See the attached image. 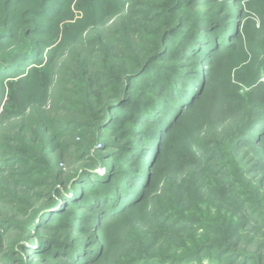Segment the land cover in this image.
I'll list each match as a JSON object with an SVG mask.
<instances>
[{"label": "trees", "instance_id": "16d2710c", "mask_svg": "<svg viewBox=\"0 0 264 264\" xmlns=\"http://www.w3.org/2000/svg\"><path fill=\"white\" fill-rule=\"evenodd\" d=\"M118 1L104 0L82 28L64 23L74 11L61 17L58 0H0V264H105L107 230L141 211L143 223L120 234L142 244L130 264H264L262 180L237 175L264 168V112L239 117L248 102L238 88L221 90L223 117L192 121L197 135L177 148L188 168L178 173L168 155L204 104L208 69L242 39L241 0L217 9L213 0ZM161 9L172 17L158 22ZM152 25L159 39L148 49ZM253 74L246 94L264 103V59ZM208 135L233 155L210 148ZM238 157L241 169L228 162Z\"/></svg>", "mask_w": 264, "mask_h": 264}, {"label": "rangeland", "instance_id": "374dc122", "mask_svg": "<svg viewBox=\"0 0 264 264\" xmlns=\"http://www.w3.org/2000/svg\"><path fill=\"white\" fill-rule=\"evenodd\" d=\"M192 2H196V0H192ZM97 3L98 1L95 0L94 2L95 5H93L92 8L74 9V4H75L74 0H58L57 11H61V12L65 11L64 12L65 14L64 13L61 14V17H62L63 15H66V13H68L69 11L68 9L70 7L74 11L73 12L74 18L72 20L70 18H65L64 23L68 24L69 22H74V20H76L77 24H79L82 28H85L87 26H91L93 23L98 21L99 20L98 17L102 15L103 10L105 9L104 5L106 3L104 4V0H102L101 2L102 5L100 7H98L100 3L99 4ZM115 3L119 4V1L115 0ZM209 3H210L211 8L213 7V9H217L224 2L222 0H213V1H210ZM110 7H112L111 11L115 12L114 11L115 7L112 5ZM194 8L196 7L190 6V8H188L185 6L184 14H192V10ZM234 10H237V11L239 10L240 11L239 13L240 14L242 13L241 16H243L242 23H244V28L242 32V39H240V41L236 44V46L230 49L231 51L229 50L228 52L226 51V54L223 57H220V59L217 60V62L212 67H210V69H208V72H209V87L208 88L209 89L205 93L204 104L198 111L193 113L192 115L193 119H191L190 121H185V123L183 124L184 126L182 127V130H181L182 131L181 138L179 137V135H177V137H175L173 139V142L171 143V146L172 145H175V146L169 149L168 155L170 156V158L173 157V159H175V162H176L175 166L180 167L177 170L178 173L181 172L184 168H188L189 166L188 163H185L186 161H185L184 156L182 157L178 155L179 153L178 150L180 149H177V148H180L182 146L183 144L182 141L184 140L185 136L187 137V136L193 135V133H196L197 135V131L194 130L193 132L191 128L192 121L198 124V121L203 122L208 117L209 119H211L210 121H215L216 116H219V115H222L223 117L222 112H224L225 110L222 111V107L219 104L220 100L216 102L217 92L222 93L223 91L221 90H225L228 93H231L234 88L239 89L241 99L239 96H236L237 100L241 101L244 104L243 100L245 98L246 102H248L246 104L248 106H244V107L239 106V110L243 111L242 115H239V117L244 115L243 117L249 116L252 119V118L259 116V114L264 112V103L261 102V103L252 104L250 95L246 94V92L249 91V89H251L250 80L252 79L254 75L253 72L260 65L261 60L264 59V0H241L240 2H237L234 4ZM219 13L220 12H218V14ZM169 17H172L171 14L161 9L159 11V16L156 19L157 21L160 19L161 21L164 22V20H167ZM148 29L149 30L144 34V36H142V39L144 41L143 42L144 47L145 48L148 47V49H151L153 44L158 42L157 40L159 39V33L157 35L158 28L154 25L148 27ZM243 33H244V37H243ZM173 63H177V59L167 61L164 63V65H170ZM203 66L205 67L204 68L205 71H207L206 65L203 64ZM236 78H239V79L242 78L243 81H246V82L240 83L236 80ZM159 79H160V74H157L152 77L151 83L155 81L160 82ZM262 79H264V77ZM236 108H238V104H236ZM185 113L186 112L184 111L183 115H186ZM233 115L234 114H229L227 116L228 119L232 118ZM234 116L237 118L238 114H235ZM223 120L216 124L218 126L222 125L224 123ZM215 127L217 128V126ZM75 140L78 141V138H76ZM202 141L204 142L209 141L208 143L211 144L210 148H213V149L215 148L217 150L220 149L221 151L227 154L231 151V149H227V147L230 145V142H227L225 138L220 139L219 137L215 135H208L206 137V141L204 139H202ZM96 147H99V144H97ZM107 150L109 151V149ZM262 150L264 152V147H262ZM102 151L99 150V154L100 153L105 154L104 153L105 150H102ZM181 151L182 153H184L185 150L181 149ZM94 152H95L94 150L90 149L88 153H86L88 157H91V159H89L90 161L96 157ZM263 152H260V154L262 155V160H264ZM231 155L233 154H231L230 152V156ZM239 155L243 156L242 153H240ZM244 157L242 159H240L239 157L229 158L228 162L236 164L239 167V169H241ZM163 167H166V165H164ZM246 167H247V164H244V168ZM241 170L239 173H237L239 178H242V179L253 178L254 182L255 181L257 182L259 179L262 180L261 184L263 185L261 186V189H259V193L264 194V168L254 167L253 170L251 172H248L246 175L242 174ZM161 172L162 174H164L165 172L164 168H162ZM175 176L176 175H173L172 177L174 178ZM171 180H168V181H171ZM263 210H264V206H263ZM141 212L131 215L130 216L131 218L130 217L122 218L121 220L117 221L110 228V230H107L106 232L107 234L105 235V242H106V246L109 251L110 257L108 259L109 261L108 260L105 261V264H130L132 263L131 261L133 258L137 259L138 257L141 256L142 244L139 243L140 241H134L135 240L134 237L137 238V236H134L133 234H128L127 235L128 239L124 241L126 243L125 245V243H121L122 239L120 235L122 232H124L127 226L132 228V226L136 224L143 223L142 220H144L143 218L144 215L141 214ZM156 216L159 217L160 212ZM173 220L174 219L171 218L169 220V223H171ZM104 225H105V222H102L100 224V227L103 229ZM142 236L143 235L139 234V237L142 238ZM151 238L152 236H147V239L149 242H151ZM13 255L15 256V254ZM20 257H21L20 255L16 256L17 259H20ZM46 258L49 259L48 257ZM45 263L48 264L50 263V261L46 260ZM18 264H22V262H19ZM51 264H60V261L58 259V261L52 262Z\"/></svg>", "mask_w": 264, "mask_h": 264}]
</instances>
